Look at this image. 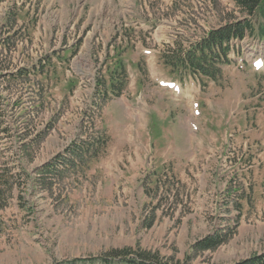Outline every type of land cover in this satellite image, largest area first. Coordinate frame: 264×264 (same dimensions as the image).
Segmentation results:
<instances>
[{"label":"rangeland","instance_id":"obj_1","mask_svg":"<svg viewBox=\"0 0 264 264\" xmlns=\"http://www.w3.org/2000/svg\"><path fill=\"white\" fill-rule=\"evenodd\" d=\"M234 17L230 0H0V264L264 253V42H240L215 83L161 59Z\"/></svg>","mask_w":264,"mask_h":264},{"label":"trees","instance_id":"obj_2","mask_svg":"<svg viewBox=\"0 0 264 264\" xmlns=\"http://www.w3.org/2000/svg\"><path fill=\"white\" fill-rule=\"evenodd\" d=\"M230 1L234 4L240 17H234L233 21L228 22L219 29L211 30L199 42L191 45L188 50L175 51L172 53L173 58L169 57L168 53H165L167 55L163 54L161 59L172 74L179 77L191 76L198 81L207 79V81L215 83L222 78L223 70L221 67L233 63L230 57L231 53L240 56L238 45L240 42L247 37L264 41V0ZM7 45L11 47V44L8 43ZM111 87L119 91L123 86L112 84ZM94 145L95 142L90 138L83 139L68 148L66 157L62 155L58 158L64 159L62 163L67 169H70L75 167L76 160L86 158ZM51 167L53 165H47L45 170L50 172ZM227 240L217 235L209 236L199 241L194 249L195 251H213L226 243ZM100 259L101 264H109L107 260ZM109 262L118 264H171L169 261H161L157 256L148 252H131L130 250L114 252ZM77 263L91 264L92 262H74V264ZM234 264H264V253Z\"/></svg>","mask_w":264,"mask_h":264},{"label":"bare ground","instance_id":"obj_3","mask_svg":"<svg viewBox=\"0 0 264 264\" xmlns=\"http://www.w3.org/2000/svg\"><path fill=\"white\" fill-rule=\"evenodd\" d=\"M260 58V56H258L257 58H255V60H258Z\"/></svg>","mask_w":264,"mask_h":264},{"label":"crops","instance_id":"obj_4","mask_svg":"<svg viewBox=\"0 0 264 264\" xmlns=\"http://www.w3.org/2000/svg\"><path fill=\"white\" fill-rule=\"evenodd\" d=\"M56 20H59V18H57Z\"/></svg>","mask_w":264,"mask_h":264}]
</instances>
